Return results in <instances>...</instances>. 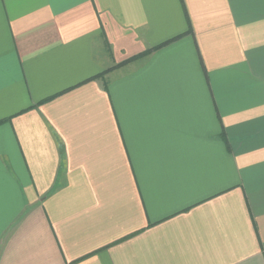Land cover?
<instances>
[{
  "label": "crops",
  "instance_id": "crops-1",
  "mask_svg": "<svg viewBox=\"0 0 264 264\" xmlns=\"http://www.w3.org/2000/svg\"><path fill=\"white\" fill-rule=\"evenodd\" d=\"M0 264H264V0H0Z\"/></svg>",
  "mask_w": 264,
  "mask_h": 264
}]
</instances>
